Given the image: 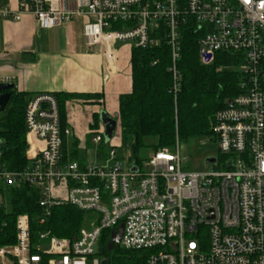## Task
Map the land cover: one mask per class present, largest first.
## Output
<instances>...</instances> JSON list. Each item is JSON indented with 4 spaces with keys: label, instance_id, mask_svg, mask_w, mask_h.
<instances>
[{
    "label": "built area",
    "instance_id": "obj_1",
    "mask_svg": "<svg viewBox=\"0 0 264 264\" xmlns=\"http://www.w3.org/2000/svg\"><path fill=\"white\" fill-rule=\"evenodd\" d=\"M23 15L39 29L90 18L85 42L106 64L116 45L145 50L165 42L173 98L181 84L182 26L200 35V63L216 53L239 54L242 63L239 94L212 120L221 160L214 157L203 171L182 169L177 138L172 150L153 152L141 164L124 162L113 149L99 161L63 160L70 131L61 128L54 96L35 95L24 114L29 165L19 173L0 168V184L36 189L40 227L58 206L76 208L85 220L72 238L47 230L33 236L29 217L18 215L0 264H108L102 238L108 234L112 244L120 225L118 248L144 253L141 264H264V0H18L17 11L0 12V19ZM102 142L98 133L92 139Z\"/></svg>",
    "mask_w": 264,
    "mask_h": 264
},
{
    "label": "trees",
    "instance_id": "obj_2",
    "mask_svg": "<svg viewBox=\"0 0 264 264\" xmlns=\"http://www.w3.org/2000/svg\"><path fill=\"white\" fill-rule=\"evenodd\" d=\"M181 53L177 68L181 75L180 91L171 94L170 50L165 42L148 49L131 48V92L121 95L118 101V124L122 149L130 156L129 162L141 164L139 153L144 148L153 152L172 150L177 138L186 144L194 139L213 140L212 120L214 114L225 106V102L239 94L240 74L237 68L242 63L241 55L216 53L211 63H200L197 41L200 37L191 24L180 29ZM155 63V64H154ZM10 98L0 114V168L9 173L24 171L29 163L26 159L24 114L34 97L8 92ZM60 125L65 129V104L75 95L56 94ZM80 98V97H76ZM93 98H97L93 97ZM94 125L98 123L94 116ZM96 124V125H95ZM155 140L152 145L145 141ZM63 160L78 161L75 153L69 158L62 145ZM0 196L10 207L8 213L0 208V247L14 243L15 218L27 215L33 236L38 231H50L60 238H72L82 227L85 214L71 206L52 209L44 226H38L41 210L35 188L24 184L5 187L0 184ZM103 249L108 255V264H141L142 252H129L120 248L108 250L109 235L102 238ZM113 253L110 259L109 254Z\"/></svg>",
    "mask_w": 264,
    "mask_h": 264
},
{
    "label": "crops",
    "instance_id": "obj_3",
    "mask_svg": "<svg viewBox=\"0 0 264 264\" xmlns=\"http://www.w3.org/2000/svg\"><path fill=\"white\" fill-rule=\"evenodd\" d=\"M17 9L18 0H0V12ZM89 21L77 17L60 27L39 29L30 15L17 22L0 19V82L8 80L17 93L32 96L75 95L65 104L70 134L63 138L64 150L68 158L75 153L84 164L100 160L92 144L103 127L100 115L117 116L119 97L131 92V50L114 46L115 59L106 64L99 49L85 42L83 29ZM94 116L98 123L92 129ZM91 144L96 146L93 151ZM80 151H89L90 160L80 158Z\"/></svg>",
    "mask_w": 264,
    "mask_h": 264
},
{
    "label": "rangeland",
    "instance_id": "obj_4",
    "mask_svg": "<svg viewBox=\"0 0 264 264\" xmlns=\"http://www.w3.org/2000/svg\"><path fill=\"white\" fill-rule=\"evenodd\" d=\"M120 46L127 47L128 52L131 50V45L130 44H123ZM111 120L115 122V129L113 131L112 137L109 141H106L103 137V127H101L100 134L102 135L103 142L97 146L98 151L100 154V157L102 156L104 159L107 156V152L109 149L115 150L118 155L122 158L124 162L128 161V157L130 154L122 149L121 145V136H120V129H119V124H118V118L117 116H111L108 117ZM215 139L213 140H206V139H194L190 140L188 143L183 144L180 143V157L182 159V169L185 171H203L205 169L204 166V161L207 157H215L219 160L220 156L217 150V147L215 145ZM146 145H152L155 143V140L148 139L145 141ZM69 144L71 145V142L69 141ZM96 146H93L91 144V151ZM85 153L79 152L80 158H84L87 156V158L90 160L91 156L89 151ZM152 154V150L150 148H144L140 151L139 153V158L143 160H147ZM0 203L3 205V209L6 213L9 212L10 207L5 204L0 196ZM87 218H92V216L87 215ZM110 259L113 258L114 254L110 253L109 254Z\"/></svg>",
    "mask_w": 264,
    "mask_h": 264
},
{
    "label": "water",
    "instance_id": "obj_5",
    "mask_svg": "<svg viewBox=\"0 0 264 264\" xmlns=\"http://www.w3.org/2000/svg\"><path fill=\"white\" fill-rule=\"evenodd\" d=\"M210 60V56H206L205 62H208ZM14 89V85L12 83L7 82H0V114L5 110L10 94L9 91ZM100 122L103 126V137L106 141H109L112 137L113 131L115 129V122L108 118L106 115L101 114L100 115ZM216 162V159L214 157H207L204 161V166L207 167L208 165H212ZM123 232V226L120 225L116 232L112 235V244L108 246V250H112L114 247L118 248L120 238L122 236ZM106 264V263H103Z\"/></svg>",
    "mask_w": 264,
    "mask_h": 264
}]
</instances>
